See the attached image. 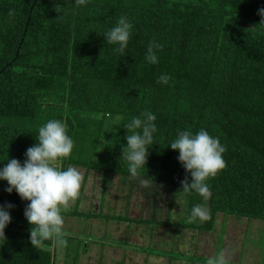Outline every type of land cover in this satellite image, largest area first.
Wrapping results in <instances>:
<instances>
[{
    "label": "trees",
    "instance_id": "16d2710c",
    "mask_svg": "<svg viewBox=\"0 0 264 264\" xmlns=\"http://www.w3.org/2000/svg\"><path fill=\"white\" fill-rule=\"evenodd\" d=\"M260 9L264 0H86L85 5L0 0V169L10 159L23 164L26 150L38 143L39 128L55 119L67 123L74 141L63 170L102 172L104 182L109 175L137 180L120 157L127 145L125 126L148 111L156 116V131L139 180L170 187L166 219L106 217L199 230L211 229L219 213L264 221ZM121 16L133 26L123 55L104 38ZM150 42L162 46L156 64L145 60ZM164 74L171 80L158 83ZM201 129L226 149V167L206 181L207 200L195 191L180 192V182L192 178L178 160L179 151L170 147L178 132L194 135ZM7 187L0 180V205H15L8 209L6 239L0 238V264H56L58 253L50 242L39 249L30 242L24 215L30 202L15 190L9 194ZM175 204L182 209L176 220L171 217ZM197 204L208 208L211 218L188 223ZM75 209L61 214H100Z\"/></svg>",
    "mask_w": 264,
    "mask_h": 264
},
{
    "label": "rangeland",
    "instance_id": "374dc122",
    "mask_svg": "<svg viewBox=\"0 0 264 264\" xmlns=\"http://www.w3.org/2000/svg\"><path fill=\"white\" fill-rule=\"evenodd\" d=\"M75 168L84 179L80 197L67 210L100 214H62L67 247L53 246L56 264H207L220 253L228 264H264V221L219 213L211 229L199 230L110 219L106 215L164 221L170 187H144L119 175L104 182L102 172ZM181 211L175 204L172 219Z\"/></svg>",
    "mask_w": 264,
    "mask_h": 264
},
{
    "label": "clouds",
    "instance_id": "9594fccd",
    "mask_svg": "<svg viewBox=\"0 0 264 264\" xmlns=\"http://www.w3.org/2000/svg\"><path fill=\"white\" fill-rule=\"evenodd\" d=\"M75 2L77 5L86 4V0ZM62 9L60 4L55 6L57 13H61ZM8 14L14 16L15 10L10 9ZM258 14L264 17V9H260ZM132 27L127 17L121 16L116 25L105 33L104 38L108 44L118 45L115 51L123 55L129 44ZM161 48V45L150 42L145 56L146 62L158 63L156 50ZM170 80L171 77L164 74L157 82L168 84ZM141 115L143 119L134 117L125 126L127 145L122 147L120 157L127 162L131 178L137 180L140 177L139 170L146 168L148 146L153 144V133L156 131V116L148 111ZM67 128L66 122L55 119L48 121L38 130V143L26 150L23 164L17 159H10L6 166L0 169V180L8 183L5 191L11 194L15 190L22 200L30 202L24 210V215L31 225L30 242L36 249L42 248L46 241L53 246L67 247L61 213L81 194L84 179L82 173L75 167H68L66 170L61 167L62 160L70 157L74 148V141L67 135ZM170 147L179 151L178 160L192 178L191 183L187 177L180 182V192L189 194L195 191L205 200L209 199L211 192L206 181L214 178L226 167L223 158L226 149L221 145L219 138L212 137L204 129L194 135L190 131H180L170 143ZM139 183L147 187L149 182L139 180ZM14 207L11 203L0 205V238L6 239L5 228L12 220L8 209ZM210 218L209 209L197 204L191 209L187 222L193 223L197 219L203 222ZM207 264H228V258L224 253H220L210 258Z\"/></svg>",
    "mask_w": 264,
    "mask_h": 264
}]
</instances>
